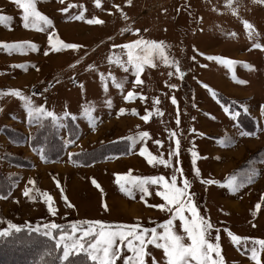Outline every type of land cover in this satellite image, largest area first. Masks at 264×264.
<instances>
[{"label": "rangeland", "instance_id": "1", "mask_svg": "<svg viewBox=\"0 0 264 264\" xmlns=\"http://www.w3.org/2000/svg\"><path fill=\"white\" fill-rule=\"evenodd\" d=\"M237 4L238 14H234L226 0H132L131 4L127 0H101L99 7L95 0H37V10L52 24L37 19L34 27L26 29L22 9L12 0H0L3 14L13 17L10 27L0 24V41L27 40L38 45V50L11 54L0 48V90L5 93L0 96V172L13 186L7 195H0V228L7 227V222L11 221L24 226L21 230H29L27 225H31V231L43 234L35 230L37 225L43 229L44 225L55 223L62 226L53 230L56 242L61 234L79 239L82 232L72 231L77 221L99 220L108 226L104 229L97 226L96 232L128 231L117 229L113 224L130 215L125 216L119 206V201L126 197L140 199L142 210H151L147 223L138 218L128 225L139 221L137 234L145 228H156L157 233H162L164 229L159 226L170 219L175 206H170L173 212L153 207L163 203L155 196L162 185L165 187V181L170 184L176 174L177 187L183 186L184 178L190 181L189 192L194 194L199 215L210 219L213 225L207 236L210 243L217 242L219 229L220 257L224 264H256L251 259V250L259 251L255 241L264 239V4L234 0L233 6ZM65 8L67 11H62ZM81 15L83 19L77 18ZM93 18L103 23L89 24L88 20ZM243 20L254 25L251 36ZM136 29L140 31L137 33ZM137 39L164 41L168 45V56L178 61L184 72L183 78L175 73L174 67L154 56L156 66L146 65L141 73L143 83L133 88L135 74L134 68L127 65L128 49L114 45L123 46ZM64 44L79 47L65 48ZM256 44L262 47L257 48ZM135 51L137 55L145 54L139 49ZM210 56L220 59H208ZM117 60L125 63L128 71ZM89 64L95 67L88 70ZM169 72L173 75L169 76ZM100 73L104 74L103 80ZM112 77L117 83H123V89L116 87ZM9 89L21 90L34 105L54 112L63 134L65 113L75 117L81 128L80 136L69 145L60 162L43 163L27 145L8 142L2 131L4 126L28 135L35 130L24 102L8 94ZM129 90L140 95L126 100ZM173 96L176 104L172 103ZM154 98L159 100L158 104L154 103ZM121 108L127 111L120 113ZM146 109L152 113L147 122L142 119ZM156 109L160 110L159 115ZM44 116L47 115L34 113L32 120ZM242 124H246V128ZM204 126L207 132L202 135ZM145 131L150 137L140 136ZM173 132L175 136L170 138ZM177 139L179 157H171V166L147 162L148 153L169 159V151L176 149ZM157 140L162 143L158 145ZM112 141L119 142L117 146L123 153L129 152L110 159L114 165L102 162L81 167L69 160L71 152ZM210 146L215 150L231 147L227 153L238 156L235 166L238 167L227 177L217 176L210 164L208 167ZM141 149H146L145 155L140 154ZM193 151L198 154L195 165ZM7 156L30 159L33 165L21 167ZM194 167L199 168V176L195 175ZM177 168L183 169V175L174 172ZM156 172V177L162 176L165 181L146 182L150 194L145 195L136 178L155 177ZM118 175L120 183H117ZM250 176L252 179L248 182ZM30 180L35 184H30ZM229 183L237 190L229 188ZM121 185L132 195L122 191ZM26 188L29 196L24 195ZM44 192L53 198L55 215L48 211ZM223 195H230L238 206H229ZM146 200L152 205L148 209L144 206ZM257 204L261 205L259 209ZM183 215L192 219L188 208ZM174 225L175 230L183 234L179 217ZM229 231L249 239H242L237 245ZM128 239H132L134 247L139 244L132 237ZM145 239H150V234ZM81 243L87 247L89 238H83ZM117 246L121 257L133 255L127 240L122 244L117 241ZM145 250L151 254L146 257L148 264L151 257L165 264L163 249L147 244ZM211 255L213 259L220 258L216 253ZM259 259L264 264V252H259ZM116 264H123V259L118 258Z\"/></svg>", "mask_w": 264, "mask_h": 264}, {"label": "snow or ice", "instance_id": "2", "mask_svg": "<svg viewBox=\"0 0 264 264\" xmlns=\"http://www.w3.org/2000/svg\"><path fill=\"white\" fill-rule=\"evenodd\" d=\"M12 2L20 9H22V20L24 28L34 27L35 22L37 19L45 21L47 24L51 25L52 21L47 17L41 14L37 10V0H12ZM63 2V0H61ZM128 4H131L132 0H127ZM254 2H258L260 4H264V0H254ZM97 7L101 6V0H95ZM227 6L233 11L234 14H238V4L236 7L233 6L234 0H226ZM73 5H70V7ZM119 8V6H116ZM62 11H67V9H62ZM122 12V10H121ZM122 15L123 12H122ZM79 19H83V15L77 17ZM125 18L126 15H125ZM13 17L9 15L3 14V10L0 9V24H5L6 26L10 27V21ZM243 25L245 29L249 31V35H252L254 30V25L249 22L248 20H243ZM89 24L92 23H103V21L93 18L88 20ZM137 33L140 31L139 29L135 30ZM231 35H235V33H231ZM65 48L76 49L79 46L75 44H64ZM143 46V47H141ZM257 48L262 47L260 44L254 45ZM114 47H123L128 49V59L127 65H131L134 68L135 74V81L133 83V88L137 85L143 83L141 80V73L144 71V67L146 65H150L155 67L156 64L154 62L153 57H158L164 64L170 65L171 67L175 68V73L179 75L182 79L184 76V72L179 67L178 61L174 59H170L167 54L168 45L164 41H145L143 39H137L135 41L129 42L123 46H116ZM0 48L6 49L9 54L13 51L15 52H24L26 49L29 50H38V45L27 40L21 41H13V42H5L0 41ZM136 49H139L141 52L145 53L143 56L136 54ZM47 55V52L45 53ZM195 59V57H193ZM208 59H220L219 57H208ZM111 61V57H109ZM118 64L124 68L125 71H128V67L125 63L117 60ZM76 63H79L77 61ZM22 67V65H14V67ZM73 65L72 67H74ZM88 70H92L95 66L89 64L86 66ZM38 70V69H37ZM173 75L172 72H169V76ZM111 76V73H109ZM100 77L103 80L104 74L100 73ZM113 83L116 84V87L123 89V83H117L115 77H112ZM240 83H245L244 81H239ZM170 87H177L176 85H170ZM205 87H208L205 85ZM47 90V89H46ZM4 91L0 90V96L4 95ZM8 94L15 96L24 102V106L27 109L29 122H32L34 113H40L41 115H47L51 117L53 120H58L59 117L56 116L54 112L46 111L43 106H36L33 104L31 98L26 96L21 90L19 89H9ZM140 95L139 93L134 92L133 90H129L127 92V96L125 97L126 100H131L135 96ZM212 95L215 96V91H212ZM141 99H144L141 96ZM110 103V102H109ZM154 103L158 104L159 100L154 98ZM172 103L176 104L177 101L175 97H172ZM246 110V109H245ZM127 111L124 108L120 109V113H124ZM225 111H228L226 108ZM133 113H136L135 109H132ZM138 114V113H137ZM152 113L148 112L146 109V114L142 117V119L147 122L150 118ZM160 114V110L156 109V115ZM69 115V113H65V116ZM75 119V117H73ZM177 124H179V119H177ZM242 135H252V133H242ZM142 138L150 137V134L145 131L140 133ZM171 136H175V133H170ZM158 145L162 142L157 140L155 141ZM176 149L169 151V159H164L163 156L157 157L152 155L151 153L147 154V162L151 165L154 163H160L165 166L172 165L171 157L176 156L179 157V148H180V141L179 139L176 140ZM41 158H44L43 150H39ZM146 149H141L140 154L145 155ZM197 153L195 151L192 152V163L195 165V161L197 158ZM178 162V161H177ZM195 175H200L199 168H193ZM174 172H179L183 175V169L177 168L174 169ZM139 181L138 187L140 190L145 194L148 195V189L145 187L146 182L151 181L153 184H158L161 181H165L164 177H143V178H136ZM252 177L248 178V182H251ZM204 183H216V181H203ZM30 184H35V181L30 180ZM93 183L96 184L95 180ZM117 183H120V177H117ZM57 185L59 186V181H57ZM229 188L233 191L237 189L229 183ZM96 187L99 188V184H96ZM190 188V181L187 178L183 180V186L177 187V175L173 174L171 177V183H167L165 181V191L160 192L161 195L166 203H162L159 205H154L153 207H157L161 210H167L169 212H173V208L170 206H175L174 214L164 222V224L160 225L159 227H163L164 231L162 233H157L156 228H145L139 234H137L136 229L140 227L139 221H137L134 225H117V229H128V231H99L96 232L95 228L99 226L101 229L108 227L103 222L96 220V221H77L74 222L72 225V231L75 233L77 230L82 232V236L77 239L75 236H66L61 234L59 240L56 242V247H61L63 255L59 257L61 264H72V260L70 257L74 256L76 253L84 251L90 257V259L95 262V264H116L118 258L123 259V264H148V260L146 257H149L151 254L147 252L146 245L152 244L155 245L156 248L163 249L164 253V260L165 264H224V260L220 257V244H219V229H217V242L212 244L207 239V236L210 230L213 228L210 219H205V217L199 215L198 209L195 205L193 200L194 194L189 192ZM122 191H127L128 195H132L131 191L124 188L121 185ZM25 196H29V190L26 188L24 191ZM45 202L48 204V211L51 212L52 215L56 214V209L52 206L53 198L52 196L44 192L43 194ZM6 198V197H2ZM34 199V197H32ZM65 200L67 198L65 197ZM262 202H264V198H262ZM71 206V205H69ZM260 204L256 205V208H260ZM105 207H107L105 205ZM185 208H188L191 212L192 219L189 220L187 217L183 215ZM179 217V219L183 222V234L178 233L175 230L174 221ZM80 225H87L86 228H79ZM24 226L16 225L11 221L7 222V227L0 228V239H4L7 237L13 236L15 233L21 232V229ZM29 230H31V225H27ZM62 226L57 225L55 223H50L44 225L43 229L39 225L36 227V231H42L44 236L51 237L53 240H56V237L53 236V230L60 229ZM150 234V239H145L147 235ZM229 236L235 244H239V242L244 239L247 240V237H240L237 236L229 231ZM89 238V243L87 247H85L84 243H81L83 238ZM129 237L134 238L136 241L139 242L137 246H133L132 239H128ZM127 240V247L133 253L130 256L121 257V249L117 246V241L121 244ZM255 243L259 244V251L256 248L251 250V259L256 261V264H261L259 259V252H264V239L257 240ZM212 253H216L219 259H213ZM50 255V254H49ZM39 264H46L44 259L39 261ZM151 264H160V261H157L155 257H151Z\"/></svg>", "mask_w": 264, "mask_h": 264}, {"label": "trees", "instance_id": "3", "mask_svg": "<svg viewBox=\"0 0 264 264\" xmlns=\"http://www.w3.org/2000/svg\"><path fill=\"white\" fill-rule=\"evenodd\" d=\"M221 102L222 99H221ZM65 134L61 133L56 120L44 116L32 120L31 125L35 130L29 135L13 127L4 126L2 131L6 133L8 142L13 145H27L38 154L43 163L60 162L66 154L69 145H73L80 136L79 125L71 117H65ZM246 128V124H242ZM119 142H107L87 150L71 152L69 160L75 166H91L104 162L118 155H126L117 146ZM43 150L44 158H41L39 150ZM7 158H13L7 156ZM6 158V159H7ZM21 167H31L33 162L22 157L13 158ZM17 159V160H16ZM0 172V195H7L12 190V185ZM50 254V255H49ZM62 246L56 247V241L35 231L21 230L11 237L0 239V264H39L41 259L46 264H61ZM72 264H95L87 254L80 252L70 257Z\"/></svg>", "mask_w": 264, "mask_h": 264}, {"label": "crops", "instance_id": "4", "mask_svg": "<svg viewBox=\"0 0 264 264\" xmlns=\"http://www.w3.org/2000/svg\"><path fill=\"white\" fill-rule=\"evenodd\" d=\"M204 130L205 132L202 133V135H204L207 132V129H205L204 126ZM209 131V130H208ZM201 141V140H200ZM202 142V141H201ZM205 143V142H203ZM206 144V143H205ZM84 150V149H83ZM208 162L207 165L209 167V164L211 165V168L214 169V171H216V173L218 174L217 176L219 177H227L229 174H231V172L233 171V169L237 168L235 167L238 161V156L236 155L235 157L232 156L231 152L227 153L228 150H231V147H225L224 148H220L218 149H214L211 148V146L208 149ZM131 156V155H130ZM129 157V156H127ZM126 157V158H127ZM112 163V160H107L104 161L103 163ZM102 163V162H99ZM113 164V163H112ZM114 165V164H113ZM84 167H90V166H84ZM112 172V171H111ZM116 173V172H115ZM157 176V172L155 173V177ZM165 191V187L162 185L160 188V192ZM226 196V195H223ZM156 199H159V201H162L163 203H166L163 199V197L161 195H157L155 196ZM226 201L227 204L229 206H238V203L236 201H233L230 198V195L226 196ZM140 199L138 198H122V200L119 201V206L125 211V216H127L128 213H130V215H128V219H126L127 217H125V219L123 221H116L113 222V224L115 225H128L129 223H133L131 221H136L138 218H142L144 223H147L149 221L150 217V211L151 210H142V204L139 202ZM237 203V204H236ZM144 206L148 209L150 208L152 205H149V203L147 202V200L144 202Z\"/></svg>", "mask_w": 264, "mask_h": 264}]
</instances>
